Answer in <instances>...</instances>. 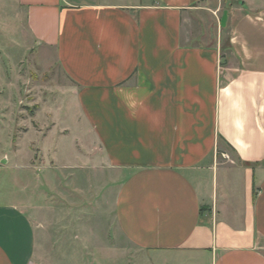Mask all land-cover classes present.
<instances>
[{"label": "crops", "instance_id": "crops-1", "mask_svg": "<svg viewBox=\"0 0 264 264\" xmlns=\"http://www.w3.org/2000/svg\"><path fill=\"white\" fill-rule=\"evenodd\" d=\"M13 1L75 86L94 161L125 174L116 221L147 264H264V4ZM26 205L0 202V264L34 263Z\"/></svg>", "mask_w": 264, "mask_h": 264}, {"label": "rangeland", "instance_id": "rangeland-1", "mask_svg": "<svg viewBox=\"0 0 264 264\" xmlns=\"http://www.w3.org/2000/svg\"><path fill=\"white\" fill-rule=\"evenodd\" d=\"M4 2L0 165L21 167L1 172L0 202L26 201L36 227L33 264H147L116 221L115 198L125 174L94 161L100 147L55 50L37 45L23 9ZM211 22L195 26L194 33L217 32L220 24Z\"/></svg>", "mask_w": 264, "mask_h": 264}, {"label": "water", "instance_id": "water-1", "mask_svg": "<svg viewBox=\"0 0 264 264\" xmlns=\"http://www.w3.org/2000/svg\"><path fill=\"white\" fill-rule=\"evenodd\" d=\"M226 18H227V11H225L224 15H223V18H222V23L223 25L226 24Z\"/></svg>", "mask_w": 264, "mask_h": 264}]
</instances>
